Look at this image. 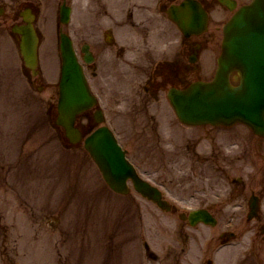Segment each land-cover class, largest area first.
<instances>
[{
  "label": "rangeland",
  "instance_id": "1",
  "mask_svg": "<svg viewBox=\"0 0 264 264\" xmlns=\"http://www.w3.org/2000/svg\"><path fill=\"white\" fill-rule=\"evenodd\" d=\"M5 2L6 5L8 4V0H2ZM46 17L49 20V13L46 11ZM44 24V22H43ZM13 54L12 47L5 51L3 47V42L0 40V84H3L6 86V90H10L11 92H15L16 88L21 89L22 85H25V77L23 72L17 67V65L8 67V62L10 63L11 57ZM53 63L54 58L51 54V52H46L41 58L40 64L42 67H46L47 75L52 74L53 70ZM41 84V83H38ZM100 88H102V79L98 82ZM1 89V86H0ZM6 92V91H3ZM16 116V109L12 105H9V102L5 100L4 95H0V168L1 172L10 173L13 169L14 170H21V174H23L24 170H33L34 167L37 166V162L33 164L31 162V154L29 153V148L24 151V154L26 152V158L22 163H18L17 165H14L11 168L9 167V164L6 159V154L9 151V145L11 144V140H9L10 135V125L12 122L13 117ZM224 135H227L225 133H222ZM51 139L45 138L44 141H40L33 151L35 153V157H38L40 155L46 156L47 153V146L48 143L54 141V137L50 135ZM135 151L134 153L137 154L138 147L137 145H134ZM259 148L261 146L259 145ZM54 150L53 152L57 155L53 156L55 157H61L62 159L58 161V164L61 166V170H65V168H68V162L71 160L69 153L64 154L60 152L58 148L52 147ZM263 147L261 148V150ZM79 152V151H78ZM82 156V159H81ZM9 157V156H7ZM76 159L78 162L86 161L89 162L87 158L83 156V154L80 152V154H76L74 159ZM47 159H52L50 157H47ZM3 166H5L3 168ZM81 167H83L80 164ZM201 167L202 165H198ZM233 168H235V163L233 164ZM4 169V170H3ZM226 169V168H225ZM13 170V173H14ZM93 170V169H92ZM96 171V170H95ZM220 174H225L226 176H230L232 173H229L228 171H224L223 169H220L218 171ZM240 172H234L233 175H238ZM4 174V173H2ZM0 174V175H2ZM11 174V173H10ZM84 174H88L91 177L85 176ZM14 176H18V174H15ZM77 177V218L81 223H87V225H79L78 226V235L85 234L86 228L90 225L91 229H89V234L83 235L84 238H88L91 241L90 249H87L89 251L88 255H92V251L96 252L95 255L98 257L97 262H99L100 253H104V251H108L113 255V258L118 257L120 255H125V252H132L131 243H133V235L137 234L139 231L140 226V233L143 235H146L147 237H150V235H153V238L155 241L151 242V245L156 249L157 252V261H150L149 264H169L168 262H171V259L162 258V252L159 250L161 248L165 249L166 246V239L168 237V233L162 232L158 230L156 234H153L151 232L152 228L157 226L158 228H164V229H170L172 223L170 222V219L167 217V215H164L160 213L157 210H154L148 203L137 200L135 196H132L133 194H128L125 196H120L113 194L108 190V188L104 187V183L102 182V179L97 174V172L94 173H87L84 170H81V173L78 172L75 174ZM1 180L4 181L3 178ZM11 179H9L6 184L0 185V188L7 187L10 189ZM13 187H16V183L11 184ZM170 185L173 188V182H170ZM29 186V184H28ZM100 186V187H99ZM196 186V185H195ZM177 188H175L176 190ZM245 189L247 187L245 186ZM48 191H49V185H46V192H47V198H48ZM57 191H58V185H57ZM43 196V193L35 192L32 198L37 197L40 198ZM57 214L59 213L58 210H56ZM15 213H19V210H13ZM64 217V214H61L60 222H62V219ZM102 223H106L109 225L110 231L113 229L110 225L115 224L114 228L117 226V228L120 230L117 232V228L115 230V235L124 234V240H125V247L123 248V251L119 253V250L117 251V247L119 246L116 243L108 244L105 246V235H104V229L105 227L102 225ZM124 227V230L121 228ZM232 227V226H231ZM228 228L227 226H224L221 224V222H218L215 226L207 227V226H196L193 229H189L188 233L191 234L193 238H196L199 243L196 245V242H191L190 246V252L185 255L184 258V264H201L205 259H212L213 264H264V240L261 238H258L256 241V244H254L255 250L252 251V253H244L241 255L240 252H242V249H245V243L249 244V242L246 239V233L242 234L241 238H245V241L241 243H238L237 245L233 246L231 243L229 245H226L224 247H218L219 243L217 242V239H214V236L220 232L221 229ZM245 230L244 226L240 225L238 226L237 231ZM21 226L18 227V230L15 233L9 234L8 238L12 241L14 237V242H8L7 244L11 246V250L13 252H17L19 250H22L23 247L21 246L22 243L16 241L17 235L22 234ZM88 232V231H87ZM109 233V231H108ZM134 235V236H135ZM4 239V238H3ZM119 238H116V241H118ZM123 239V238H122ZM204 241V242H201ZM85 241L79 242L77 244L78 247L83 246ZM178 248H180V245L184 243V239L180 238V243L178 241H175ZM163 247H160L159 245H162ZM243 246V248H242ZM258 246V248H257ZM172 248L176 249L175 244H172ZM217 249V252H215L214 249ZM202 250H205L201 253ZM214 250V253L212 251ZM93 256V255H92ZM91 256V257H92ZM21 257V255H20ZM182 258V259H183ZM112 259L110 263H112ZM117 262V260H115ZM76 263V262H74ZM115 264V263H114ZM118 264V263H117ZM172 264V263H171Z\"/></svg>",
  "mask_w": 264,
  "mask_h": 264
},
{
  "label": "water",
  "instance_id": "2",
  "mask_svg": "<svg viewBox=\"0 0 264 264\" xmlns=\"http://www.w3.org/2000/svg\"><path fill=\"white\" fill-rule=\"evenodd\" d=\"M29 38L23 41L22 52L26 61L32 62L35 60L36 41L33 39L35 41L33 42L32 34ZM63 57H66L63 72V85L66 86L60 99L59 119L70 133L75 115L85 108L88 101L83 79L68 46L63 49ZM231 69H237L241 73L242 81L238 87H231L225 77ZM220 71H223L222 76ZM72 91L75 92L71 95ZM187 96V100L183 98L180 100L185 104L183 108L190 111V121L223 123L241 121L256 132L264 134V0H254L252 4L242 7L235 13L224 28L223 52L219 59V72L215 82L209 85L194 84ZM174 104L182 116L181 104L179 102ZM215 113L222 115L221 119H217ZM98 134L94 136L96 140L101 138ZM96 160L111 185L114 187L118 184L119 178L111 176L108 168L111 166L118 171L123 164L118 165L115 162L117 165H112L110 157L106 164L97 156Z\"/></svg>",
  "mask_w": 264,
  "mask_h": 264
},
{
  "label": "flooded vegetation",
  "instance_id": "3",
  "mask_svg": "<svg viewBox=\"0 0 264 264\" xmlns=\"http://www.w3.org/2000/svg\"><path fill=\"white\" fill-rule=\"evenodd\" d=\"M103 6L104 5H102V7ZM90 67L94 68L93 65L90 66ZM170 76L171 75H169V74L163 75L162 76V80L159 83H157L156 85H154V86L155 87L163 86L168 81V79L170 78ZM176 76H178V78H179V75L177 73H176ZM28 78H30V76ZM29 82H30V84H33V82L30 79H29ZM148 83H152V79L151 78L148 79ZM208 153H209L208 156H204L203 158L205 160H211V161H213L216 166L219 165V159H221V154H220L219 149L216 146L212 145V146H210V149H209Z\"/></svg>",
  "mask_w": 264,
  "mask_h": 264
}]
</instances>
